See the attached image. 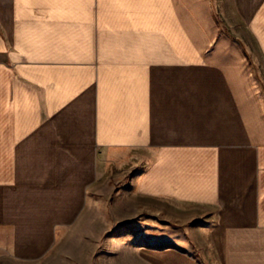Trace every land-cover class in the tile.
Segmentation results:
<instances>
[{
	"label": "crops",
	"instance_id": "0c3cea01",
	"mask_svg": "<svg viewBox=\"0 0 264 264\" xmlns=\"http://www.w3.org/2000/svg\"><path fill=\"white\" fill-rule=\"evenodd\" d=\"M125 170L139 215L202 214L122 264H264V0H0V262L44 258Z\"/></svg>",
	"mask_w": 264,
	"mask_h": 264
},
{
	"label": "rangeland",
	"instance_id": "374dc122",
	"mask_svg": "<svg viewBox=\"0 0 264 264\" xmlns=\"http://www.w3.org/2000/svg\"><path fill=\"white\" fill-rule=\"evenodd\" d=\"M211 14L217 15L215 10ZM133 155L131 152L117 154L125 159L126 167L131 166L128 161L132 163L130 159ZM110 166L114 167L113 164ZM120 166L116 164V167ZM126 171L114 172L102 190L96 192L95 196H89L80 222L67 230L63 237L60 236L57 244L44 258L31 264H122L129 238L131 243L164 245L175 241V236L186 238V233L200 225L201 218H196L202 214L201 209L193 205L175 204L174 208L180 210L183 217H189L187 224L178 222L179 228L175 224L172 227L163 219H155L153 214L139 215L136 208L138 201L133 192H120L128 186L124 184ZM128 205L133 207V211L128 210ZM129 216H132L131 220H125ZM194 232V237L201 241L199 229H194ZM0 264L8 262L1 261Z\"/></svg>",
	"mask_w": 264,
	"mask_h": 264
}]
</instances>
